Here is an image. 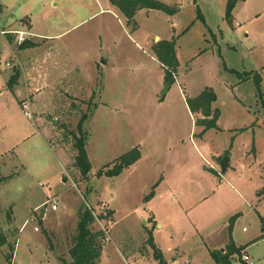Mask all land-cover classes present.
I'll return each instance as SVG.
<instances>
[{
	"label": "rangeland",
	"instance_id": "rangeland-1",
	"mask_svg": "<svg viewBox=\"0 0 264 264\" xmlns=\"http://www.w3.org/2000/svg\"><path fill=\"white\" fill-rule=\"evenodd\" d=\"M159 1L175 13L129 21L111 0H0V264L71 261L85 209L99 264H159V253L218 264L211 252L231 241L264 264V0H240L231 18L228 0ZM160 39L176 41L172 82L152 48ZM207 88L220 116L206 130L193 101ZM83 114L86 179L70 134ZM134 149L133 165L99 175Z\"/></svg>",
	"mask_w": 264,
	"mask_h": 264
},
{
	"label": "trees",
	"instance_id": "trees-1",
	"mask_svg": "<svg viewBox=\"0 0 264 264\" xmlns=\"http://www.w3.org/2000/svg\"><path fill=\"white\" fill-rule=\"evenodd\" d=\"M240 0H228L226 5V17L231 18L232 12ZM111 2L118 6L129 21H133L137 12L141 9H158L165 11L169 14L175 13V8L170 7L167 4L159 0H111ZM34 46L32 42L24 41L19 45L20 49ZM153 51L156 54L157 59L161 62L165 69L166 82L174 81V74L179 67V60L176 50V41L171 40H159L153 46ZM21 73L14 69L8 81V87L14 89L18 84ZM256 83L261 84V76L257 75ZM217 100V95L213 89L207 88L200 94L194 101L195 110L199 111L203 118L201 124L207 129L217 127V121L220 116V111L217 108H213L212 104ZM89 116L83 114L80 121L77 124L76 132H71L74 138V150L76 152L75 165L79 169L82 178L86 179L91 171L92 165L89 159L86 149L87 132L85 130V121ZM64 126V125H63ZM65 127V126H64ZM228 154V153H227ZM141 157L139 149H134L129 153L121 156L118 162L112 169L100 170L99 175H118L126 167L133 165ZM1 172V167H0ZM7 179L6 177L0 178V181ZM264 193V189L262 190ZM93 212L89 209H85L82 213L81 219L78 224V233L75 236L73 245L69 252L72 260L66 262V264H99L100 256L102 253L103 239L99 233H95L91 230L90 224L94 221ZM7 242L6 236L0 231V247ZM245 247H239L234 242H230L224 252L212 251L211 256L218 264H233V257L236 254H241ZM159 264H166V260L162 253L158 254ZM244 264H249L245 262Z\"/></svg>",
	"mask_w": 264,
	"mask_h": 264
},
{
	"label": "built area",
	"instance_id": "built-area-1",
	"mask_svg": "<svg viewBox=\"0 0 264 264\" xmlns=\"http://www.w3.org/2000/svg\"><path fill=\"white\" fill-rule=\"evenodd\" d=\"M2 33L6 34V33H11V34H17V38H18V44L20 45L21 43H23L26 39V35L28 32L26 31H23V30H7V31H2ZM9 65V63H8ZM27 116L30 117V113H26ZM50 200H47L43 203L44 204H48ZM52 209L53 210H57L58 209V202L57 201H53L52 202ZM38 228H36L37 230ZM242 259L243 261L245 262H249L250 261V255L246 252V251H243V254H242ZM249 264H252L251 262H249Z\"/></svg>",
	"mask_w": 264,
	"mask_h": 264
},
{
	"label": "water",
	"instance_id": "water-1",
	"mask_svg": "<svg viewBox=\"0 0 264 264\" xmlns=\"http://www.w3.org/2000/svg\"><path fill=\"white\" fill-rule=\"evenodd\" d=\"M167 86H169V84H167ZM53 122H55L56 124L58 123L57 119H53ZM229 162H230V157L225 155L223 156L221 162H220V167L223 171H226L227 168L229 167ZM42 216H44V212L42 213Z\"/></svg>",
	"mask_w": 264,
	"mask_h": 264
},
{
	"label": "crops",
	"instance_id": "crops-1",
	"mask_svg": "<svg viewBox=\"0 0 264 264\" xmlns=\"http://www.w3.org/2000/svg\"><path fill=\"white\" fill-rule=\"evenodd\" d=\"M32 84H33V83H32ZM40 84H41V83H40ZM33 85H34V84H33ZM35 86H36V85H35ZM37 89H38V88H37ZM0 93H1V91H0ZM43 212H44V211H43ZM43 212H42V213H43ZM44 213H45V212H44ZM41 216H42V214H41ZM68 262H69V261H68Z\"/></svg>",
	"mask_w": 264,
	"mask_h": 264
}]
</instances>
